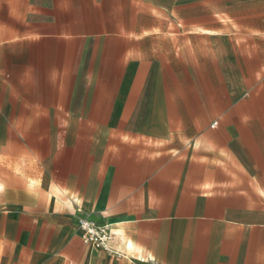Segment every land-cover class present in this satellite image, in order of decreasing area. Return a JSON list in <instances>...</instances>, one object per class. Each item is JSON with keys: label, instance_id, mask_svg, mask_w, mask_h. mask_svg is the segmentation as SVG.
I'll list each match as a JSON object with an SVG mask.
<instances>
[{"label": "crops", "instance_id": "crops-1", "mask_svg": "<svg viewBox=\"0 0 264 264\" xmlns=\"http://www.w3.org/2000/svg\"><path fill=\"white\" fill-rule=\"evenodd\" d=\"M0 264H264V0H0Z\"/></svg>", "mask_w": 264, "mask_h": 264}, {"label": "built area", "instance_id": "built-area-1", "mask_svg": "<svg viewBox=\"0 0 264 264\" xmlns=\"http://www.w3.org/2000/svg\"><path fill=\"white\" fill-rule=\"evenodd\" d=\"M77 226L80 231V238L84 244L110 252V245L113 240L110 225L104 224L98 226L87 219L79 218Z\"/></svg>", "mask_w": 264, "mask_h": 264}]
</instances>
